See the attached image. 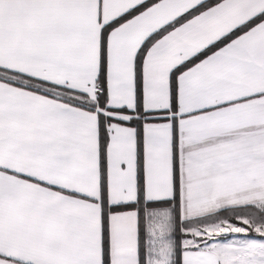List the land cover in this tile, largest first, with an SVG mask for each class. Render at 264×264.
Listing matches in <instances>:
<instances>
[{"label": "snow or ice", "instance_id": "6c2138e0", "mask_svg": "<svg viewBox=\"0 0 264 264\" xmlns=\"http://www.w3.org/2000/svg\"><path fill=\"white\" fill-rule=\"evenodd\" d=\"M0 264H264V0H0Z\"/></svg>", "mask_w": 264, "mask_h": 264}]
</instances>
